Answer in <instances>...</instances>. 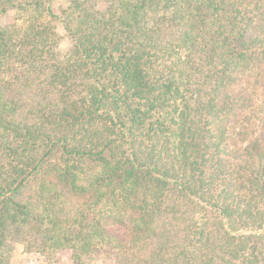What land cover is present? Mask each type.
I'll list each match as a JSON object with an SVG mask.
<instances>
[{"label":"trees","instance_id":"trees-1","mask_svg":"<svg viewBox=\"0 0 264 264\" xmlns=\"http://www.w3.org/2000/svg\"><path fill=\"white\" fill-rule=\"evenodd\" d=\"M96 3L0 0V264H264V0Z\"/></svg>","mask_w":264,"mask_h":264},{"label":"rangeland","instance_id":"rangeland-1","mask_svg":"<svg viewBox=\"0 0 264 264\" xmlns=\"http://www.w3.org/2000/svg\"><path fill=\"white\" fill-rule=\"evenodd\" d=\"M67 1L68 0H55V7L60 6V4L64 5ZM108 2L109 0H97L96 6L100 9H104ZM11 20V12L0 17V23H8ZM58 30L62 36L59 42V49L64 51L70 47L71 42L68 37H66V34L61 27H59ZM54 256L55 257L47 258L44 254L39 252H24L22 247L13 244L12 250L9 253V264H73L70 251L68 250L58 251Z\"/></svg>","mask_w":264,"mask_h":264}]
</instances>
